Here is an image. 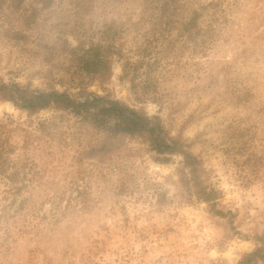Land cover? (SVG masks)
<instances>
[{
	"label": "rangeland",
	"instance_id": "1",
	"mask_svg": "<svg viewBox=\"0 0 264 264\" xmlns=\"http://www.w3.org/2000/svg\"><path fill=\"white\" fill-rule=\"evenodd\" d=\"M71 2L24 0L21 19L9 2L2 7L0 79L73 94L84 80L88 92L159 118L166 133L199 159V175L218 199L213 207L186 193L179 153L159 156L145 138L121 136L106 156L81 159L78 152L102 139L90 124L53 108L29 114L0 98V122L14 121L16 156L22 130L55 124L29 151L54 168L40 180L51 189L44 198L56 196V189L66 191L65 199L77 198L75 189L88 193L69 209L65 200L60 208L46 201L30 218L35 228L16 238L12 250L0 248V264H237L264 236V0H180L197 13L194 26L180 38L172 32L175 43L150 78L147 67L137 75L124 71L125 59L134 64L137 48L153 33L150 21L132 26L143 5L131 3L127 16L114 15L130 21L115 42L124 44L123 56H113L104 83L89 79L70 55L80 42L86 48L97 42L101 8L78 16ZM11 28L28 35L24 47L5 36Z\"/></svg>",
	"mask_w": 264,
	"mask_h": 264
},
{
	"label": "trees",
	"instance_id": "2",
	"mask_svg": "<svg viewBox=\"0 0 264 264\" xmlns=\"http://www.w3.org/2000/svg\"><path fill=\"white\" fill-rule=\"evenodd\" d=\"M71 1V5L77 11L76 15L78 16L82 12L85 14L92 12L97 6L101 8L103 26L99 28L97 42L95 40L90 42V46L87 48L83 42H80L78 46L70 47V55L78 61L80 70L90 76L89 79L104 83L112 75L113 56H123L122 48L124 44L121 43L116 46L115 42L120 39L123 40L130 21V19L128 22L119 20L114 15L127 16L130 4L140 0ZM141 1L143 16L137 23L133 22L132 26L135 25V28L138 29L140 23L150 21L153 25V33L151 38H146L145 44H140L137 48L136 52L139 56L134 64L129 61V58L125 59L124 71L126 70L125 74L127 76L130 73L137 75L143 67H147L149 72H147L146 77L149 76L148 78H150L154 68L160 64V55L164 58L168 46H173L175 43L172 32L174 30L178 32L177 38L190 32L194 26L197 13L190 12L191 4L189 2L186 6H181L179 4L180 0ZM8 2L9 7H11V14L14 17L16 16L17 19H21L22 16L25 17L24 0H0V11ZM124 5H127V7L124 8ZM11 14H8V16H11ZM107 14H110L113 18L107 20L109 17ZM81 21L79 18V22ZM95 35L97 34L95 33ZM5 36L23 47L29 41L28 35L21 29L11 28L5 31ZM86 84L84 80L80 81L77 92L73 94L71 92H61L57 89L49 91L33 90L20 83H7L0 79V98L3 101L12 102L17 109L25 110L29 114H37L43 110L53 108L58 111L70 112V115L75 116L81 124H90L92 130L99 131L102 139L97 145H91L78 152L77 155L81 159L95 158L100 155L102 157L106 156L111 151L112 142L121 136L145 138L152 150L159 156L179 153L183 157V167L180 171L179 180L186 193L189 196L195 195L198 200L213 207L216 206L218 192L204 184L199 175V159L186 152L184 148L187 146L179 139L172 138L166 133L159 118L142 114L118 100L88 92ZM6 120L5 123L0 122V134L3 135H0V184L3 185V188H0V225L1 223L5 224L0 248L5 247L7 250H12V245L18 243L16 238L23 239L28 230L35 228L34 225L30 226V218L32 221L36 219L37 211L41 209L46 201L51 202L52 205L56 204V208H60L58 202L65 200L68 205L67 209H69L72 208L74 200L80 198L82 202H85L88 193L81 191L80 188L75 189L77 198L68 196L65 199L67 196L66 191L59 192L56 189L54 190L56 196L44 198L51 189H49L50 186L40 180H43L54 168L50 167L51 162L46 161L43 156L38 155V162L35 157H31L29 151L33 140L42 141V137L49 135L55 124L51 122L39 123L36 132L21 129L25 133L22 146L18 148L22 150V153L16 156V147L18 146L10 142L12 133L16 131L12 128L14 121L9 117H6ZM34 182H38V185H35ZM33 183L34 186L32 187ZM23 192L26 193L24 196ZM257 241L260 242L261 246L252 252L245 253L237 264L264 263V236L258 237Z\"/></svg>",
	"mask_w": 264,
	"mask_h": 264
}]
</instances>
